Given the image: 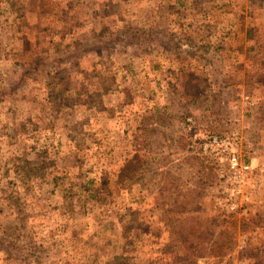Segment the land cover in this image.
Segmentation results:
<instances>
[{
	"label": "rangeland",
	"instance_id": "374dc122",
	"mask_svg": "<svg viewBox=\"0 0 264 264\" xmlns=\"http://www.w3.org/2000/svg\"><path fill=\"white\" fill-rule=\"evenodd\" d=\"M0 264H264V0H0Z\"/></svg>",
	"mask_w": 264,
	"mask_h": 264
},
{
	"label": "built area",
	"instance_id": "2783aa9c",
	"mask_svg": "<svg viewBox=\"0 0 264 264\" xmlns=\"http://www.w3.org/2000/svg\"><path fill=\"white\" fill-rule=\"evenodd\" d=\"M238 140L237 136L233 138L215 136L205 144V149H210L217 157L220 159L225 158L228 161V172L227 174L222 172L220 178L231 182V185L235 188L232 189L231 195L226 190L222 192L225 194V197L218 199L220 207L224 208L227 212H233L238 208L235 196L243 192L244 183L247 182V177L252 172L251 166L243 163L237 155L235 146Z\"/></svg>",
	"mask_w": 264,
	"mask_h": 264
}]
</instances>
